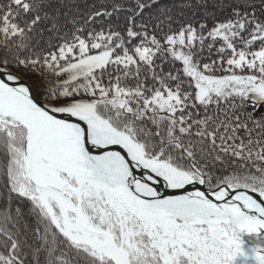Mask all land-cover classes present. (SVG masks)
Here are the masks:
<instances>
[{
  "label": "snow or ice",
  "instance_id": "1",
  "mask_svg": "<svg viewBox=\"0 0 264 264\" xmlns=\"http://www.w3.org/2000/svg\"><path fill=\"white\" fill-rule=\"evenodd\" d=\"M0 264H264V0H0Z\"/></svg>",
  "mask_w": 264,
  "mask_h": 264
}]
</instances>
